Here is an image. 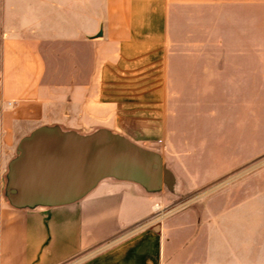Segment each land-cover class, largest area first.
Wrapping results in <instances>:
<instances>
[{
    "label": "crops",
    "instance_id": "1",
    "mask_svg": "<svg viewBox=\"0 0 264 264\" xmlns=\"http://www.w3.org/2000/svg\"><path fill=\"white\" fill-rule=\"evenodd\" d=\"M253 9L264 13V0H0V264H264V160H252L264 154V116L237 139L221 132L243 155L197 161L196 183L217 188L160 222L156 199L129 182L105 179L73 204L36 210L3 194L19 141L38 127L106 129L169 167L188 106L249 90L246 111L253 77L264 89ZM222 10L247 47L220 49Z\"/></svg>",
    "mask_w": 264,
    "mask_h": 264
},
{
    "label": "water",
    "instance_id": "2",
    "mask_svg": "<svg viewBox=\"0 0 264 264\" xmlns=\"http://www.w3.org/2000/svg\"><path fill=\"white\" fill-rule=\"evenodd\" d=\"M105 179L136 184L149 195L171 190L174 181L159 153L109 130L80 135L41 126L19 141L3 194L19 210L60 207L81 200Z\"/></svg>",
    "mask_w": 264,
    "mask_h": 264
},
{
    "label": "rangeland",
    "instance_id": "3",
    "mask_svg": "<svg viewBox=\"0 0 264 264\" xmlns=\"http://www.w3.org/2000/svg\"><path fill=\"white\" fill-rule=\"evenodd\" d=\"M227 13L229 11L223 12L222 10L220 15V49L243 48L245 44L247 47V41L244 42L242 37L232 36V17ZM251 13V47L253 50H257L264 44V42L260 41L261 36L264 35V27L261 25V22H264L261 19V15L264 13H262V10L257 9L251 10ZM234 17L239 16L236 14ZM58 48L66 64L67 47L66 45H59ZM252 84L253 87L250 89L251 104L246 105V111L244 110L243 99L249 96V90L244 92V90L221 88L219 89L218 104L216 103L214 106L211 103L205 104L203 110L202 108L199 109L200 111H198L199 107L196 105L188 106L189 113L192 116L186 122H181L179 132L183 133L181 138L175 140V152L166 154L168 158L169 156L171 157L169 167L163 161L165 167L173 174V186L171 190L163 188L159 193L151 195L156 199V208L150 218L151 222H160L164 217L179 216L187 211H193L197 204L202 203L201 199L203 196L215 191L217 188L216 184L198 185L196 183L197 172L200 171L195 167L197 161L210 160L212 162H220L231 160L232 156L236 160L243 155L241 153L233 155V150L236 148L232 144L233 138L237 139L240 132L245 130L249 132L251 125L252 131H256L255 129L258 128L261 117L264 116V104L260 103V97L264 96V89L256 87L259 84L256 77H253ZM213 107L219 110V112L215 111L214 116L212 113ZM203 113L204 115H202ZM196 114L198 116H195ZM210 132L220 133L214 138L212 144ZM221 132H234L231 142ZM236 146L239 145L236 144ZM160 155L162 157V154ZM252 160L255 163L264 160V154L257 155ZM186 164L190 167L181 168V165L185 166ZM191 217L196 220L194 213ZM236 223H239L238 220Z\"/></svg>",
    "mask_w": 264,
    "mask_h": 264
}]
</instances>
